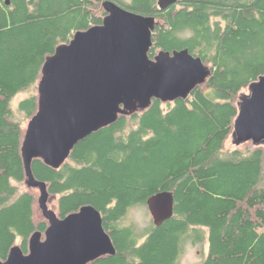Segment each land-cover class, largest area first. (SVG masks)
<instances>
[{
    "label": "trees",
    "instance_id": "obj_1",
    "mask_svg": "<svg viewBox=\"0 0 264 264\" xmlns=\"http://www.w3.org/2000/svg\"><path fill=\"white\" fill-rule=\"evenodd\" d=\"M105 1L0 0L2 261L16 245L28 254L31 236L49 226L35 220L38 198L25 186L21 151L43 65L77 32L103 23ZM156 1L135 0L129 10L159 19ZM163 13L149 57L188 49L211 69L205 84L186 100L154 99L120 115L61 168L36 159L33 173L58 198L61 219L84 206L101 212L117 253L90 264H180L189 240L207 241L202 264H264V145H227L243 92L264 75V0H184ZM21 93L29 95L15 107ZM163 192L174 193L170 220L144 230L124 224L133 208Z\"/></svg>",
    "mask_w": 264,
    "mask_h": 264
},
{
    "label": "water",
    "instance_id": "obj_2",
    "mask_svg": "<svg viewBox=\"0 0 264 264\" xmlns=\"http://www.w3.org/2000/svg\"><path fill=\"white\" fill-rule=\"evenodd\" d=\"M179 1L159 0V5L165 10ZM103 7L107 15L101 25L77 32L43 65L38 111L27 125L21 151L25 184L39 191L38 204L49 226L31 236L28 254L16 245L0 264H90L116 255L95 207L84 206L63 219L50 209L48 185L35 177L33 161L59 169L79 143L115 124L120 115L144 111L154 99L186 100L211 75L210 67L188 49L161 51L152 60L156 19L110 0ZM249 142L264 145V75L241 96L234 123L232 144ZM147 207L155 226H161L174 215V193L152 196Z\"/></svg>",
    "mask_w": 264,
    "mask_h": 264
},
{
    "label": "rangeland",
    "instance_id": "obj_3",
    "mask_svg": "<svg viewBox=\"0 0 264 264\" xmlns=\"http://www.w3.org/2000/svg\"><path fill=\"white\" fill-rule=\"evenodd\" d=\"M249 90L243 92V94H248ZM29 93H21L19 94L13 102V105L17 107V105L28 97ZM37 95H38V86H37ZM27 128V127H26ZM228 146H233L232 139L228 141ZM26 186V185H25ZM36 194L37 198H39L40 193L37 189H31ZM50 209L57 212L58 209V198L51 197L49 201ZM35 220H45L42 210L39 207V204H36L35 207ZM152 216L149 209L146 206L133 208L127 217L124 220V224L126 225H135L138 229L144 230L151 224ZM205 235H207V231H205ZM208 255V243L204 241L200 244H194L191 240L187 241L184 246V251L180 259V264H202Z\"/></svg>",
    "mask_w": 264,
    "mask_h": 264
},
{
    "label": "flooded vegetation",
    "instance_id": "obj_4",
    "mask_svg": "<svg viewBox=\"0 0 264 264\" xmlns=\"http://www.w3.org/2000/svg\"><path fill=\"white\" fill-rule=\"evenodd\" d=\"M110 1H113V2H115L116 4H118L120 7H122V8H124V9H126V10H128V11H130L129 10V7L130 6H132V4L135 2V0H110ZM181 1V2H180ZM178 3H176V4H174V5H172V6H170L169 8H167V9H165V10H163V9H161L160 8V5H159V0H157L156 2H157V8H158V14H159V16H160V18L158 19V18H155L156 19V21L158 22V24H157V26L158 25H164L165 24V22H166V20L164 19V18H162L161 16H162V14H164L163 12H165V11H172V10H178V8H180L181 7V3L184 1V0H180ZM162 12V13H161ZM146 17H149V16H146ZM150 17H152V16H150ZM156 26V27H157ZM155 31H156V29H155ZM154 31V32H155ZM153 32V33H154Z\"/></svg>",
    "mask_w": 264,
    "mask_h": 264
},
{
    "label": "bare ground",
    "instance_id": "obj_5",
    "mask_svg": "<svg viewBox=\"0 0 264 264\" xmlns=\"http://www.w3.org/2000/svg\"><path fill=\"white\" fill-rule=\"evenodd\" d=\"M150 53V52H149Z\"/></svg>",
    "mask_w": 264,
    "mask_h": 264
}]
</instances>
